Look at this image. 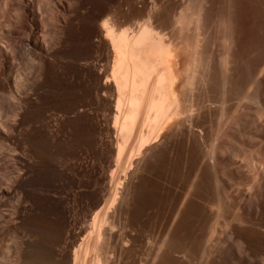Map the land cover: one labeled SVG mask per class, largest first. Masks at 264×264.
Listing matches in <instances>:
<instances>
[{"label": "bare ground", "instance_id": "bare-ground-1", "mask_svg": "<svg viewBox=\"0 0 264 264\" xmlns=\"http://www.w3.org/2000/svg\"><path fill=\"white\" fill-rule=\"evenodd\" d=\"M158 1L125 0L121 12L119 0H0V264L116 262L138 157L233 100L224 123L236 142L188 129L209 179L201 241L157 247L179 264H264L251 240L264 241V56L239 86L231 16L206 49L208 0H181L169 20ZM211 75L221 99L200 101Z\"/></svg>", "mask_w": 264, "mask_h": 264}, {"label": "rangeland", "instance_id": "rangeland-1", "mask_svg": "<svg viewBox=\"0 0 264 264\" xmlns=\"http://www.w3.org/2000/svg\"><path fill=\"white\" fill-rule=\"evenodd\" d=\"M132 1L135 2L136 0ZM158 2L162 5L160 6L161 9H158L157 13L159 14H156L159 15L160 18H168L167 20H169L175 11H177L181 0H159ZM207 2L208 10L205 19L209 25L212 22V27L210 28V34L207 38L205 48L209 49L211 47L220 46L216 38L219 29V20L224 14L230 15L231 17L229 18L232 20L233 36L235 38L234 40H236L234 55L236 57L235 59H237L232 71V77L234 82L241 87H244L246 83L249 85V69H251L252 65L260 61L259 58L264 56V0H208ZM125 8H127L125 0H119V10L125 12ZM207 80V88L203 90L204 92L201 91V93L199 92L198 94L201 96V98L198 96L199 100L201 101L204 98L203 101H206V97L209 96L210 98L208 97V99L211 101H213L212 97H214V101L215 98L216 101L217 98L219 101L222 94L220 92V86L218 87L217 85V80L212 77V75L208 76ZM215 82L217 86H215ZM217 87L219 91H217ZM236 105L237 100H233L223 109L206 106L207 109L205 108L203 113L201 112L202 114L198 115V118H196V120L198 119V123L187 124L188 129L190 128L189 126L193 125L196 131L193 128L190 130L187 129L186 132L178 138L169 139L166 144L160 145V147L158 146L159 148L156 147L158 149L156 150L155 148L154 151H152L153 154L150 152L147 153V155L145 154L138 157V160L142 159V163L132 168H135L132 170L134 173V175H131L132 177L127 176L128 180L126 179V181L127 183L130 182V184H126V189L124 190V195L126 196V198L124 196L126 200H124V203L127 204L125 205L123 203L121 206V216L125 218L121 217V221H123V219L124 221L126 220L121 224H123L127 230L123 227L126 231L123 228L119 231V226L117 229V233H120H118L119 236L116 233V241L119 239L117 241V243L119 242L117 248H119L121 244L123 245V243L125 245L128 242L129 245L127 244L128 246L126 245L125 247L121 245L123 250L120 248L116 249V255H114L113 259V261L116 262L113 264H139V261L144 260L147 261L146 264H168L170 261H174L172 264H179V257L178 255L176 256L175 249H171L172 247L170 245H173V247L175 246V248L178 246L181 249L186 248V250L195 249L197 247L198 243L201 241V232L203 231L202 219L207 206H210V201L206 193L209 183V179L206 176L208 174L206 170H204L205 168L203 165L200 164L202 163L199 157V155L201 156V151H198V155L196 154L198 148L197 150L194 148L197 146L193 147V134L198 135L201 131L198 130L202 128V136L206 143L209 144L208 141L217 139V141L215 140L213 143L215 145H220L223 141L231 140L226 137L227 133H230L232 135V140L236 142L237 137L234 134V130L229 124L224 123L225 118L235 113ZM235 119L238 121L240 119V114H238ZM192 129L193 132H195L193 134ZM189 131H191L192 135H190ZM199 135L198 137H200ZM193 157H196V159L199 158L200 160L198 159L199 161H195L196 159ZM194 162L196 164H194ZM198 163L202 166H200L202 169L198 167ZM197 168H199L200 171H198ZM114 172L115 174L117 173L114 170L108 171L107 176L109 178L112 174L114 176ZM121 175H123V173ZM226 175L230 177V175ZM108 182L109 180L107 184ZM123 205L126 207L125 209ZM175 214L177 216H175ZM122 229L124 234L122 233ZM122 234L125 238L121 240L122 243L120 244V236ZM254 238H256V240ZM124 240L130 241L124 242ZM251 240H253L252 242L256 246L264 245L263 239L259 237H252ZM259 241L262 242V244L259 245ZM166 244H168L171 247L170 250L173 251H171L172 254L169 252V259L168 257L166 258L165 253L162 254L158 252V249L162 251ZM161 245H163V247H161ZM157 246L161 247L162 250ZM147 247L151 248L152 251H147ZM165 249L169 251L168 246ZM165 249L163 252L166 251ZM119 250L122 252H119ZM153 250L155 251L154 255H152ZM168 251H166L167 254ZM148 252L152 256H149ZM156 253L159 255L165 254L163 257L166 259L163 258L162 260L164 261H160L159 263V261H156L158 254L156 256L157 258H155ZM118 255L122 259L119 260ZM146 255H148V257ZM143 256L147 257V260L143 258ZM153 256L154 258H151ZM175 256L176 258L178 257L176 261ZM148 258L150 260H148ZM151 259L156 262H153ZM222 262L223 261H218L216 263L225 264V262ZM184 263L187 264L186 262Z\"/></svg>", "mask_w": 264, "mask_h": 264}]
</instances>
